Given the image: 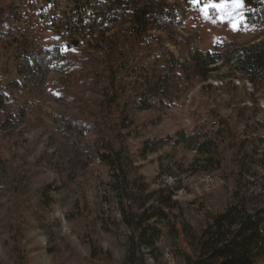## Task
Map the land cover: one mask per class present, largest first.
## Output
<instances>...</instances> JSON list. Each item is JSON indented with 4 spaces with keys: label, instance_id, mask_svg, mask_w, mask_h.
Segmentation results:
<instances>
[{
    "label": "rangeland",
    "instance_id": "374dc122",
    "mask_svg": "<svg viewBox=\"0 0 264 264\" xmlns=\"http://www.w3.org/2000/svg\"><path fill=\"white\" fill-rule=\"evenodd\" d=\"M76 6L92 11L96 22L115 18L105 37L119 34L111 58L90 57L87 41L95 38L90 34L66 49L63 29L68 17L75 19L71 10ZM134 7L151 11L165 25L151 33L162 39L166 52L157 41L147 50L125 36L118 11ZM0 8L9 16L0 52L18 48L37 65L27 66L30 93L14 91L24 109L9 106L0 115V264H124L126 229L120 226L110 192L109 170L99 159L111 148L127 149L151 191L170 189L178 204L169 212L170 226L159 224L160 254L149 264H185L193 256L186 225L201 233L214 215L233 205L245 202L250 211L263 208L264 83L253 87L227 60L230 53L263 42L264 25L246 21L233 31L217 22L215 11L205 20L190 0H0ZM245 12H250L246 4ZM104 28L96 25L92 30L98 35ZM120 49L129 55L128 63L138 52V61L147 68L167 58L185 66L186 76L175 73L170 80L176 95L170 109L139 113L130 99L124 121L117 113L109 114L105 81ZM206 53L214 54L216 64L192 65L194 55ZM130 79L128 94L135 86V78ZM228 80L239 88L246 85L248 94L220 95L212 89ZM258 107L263 113L258 114ZM215 114L228 121L233 139L212 168L195 161L203 131H213ZM181 133L195 144L141 157L144 143ZM47 186L57 191L42 193ZM95 247L102 251V260L93 257Z\"/></svg>",
    "mask_w": 264,
    "mask_h": 264
},
{
    "label": "trees",
    "instance_id": "16d2710c",
    "mask_svg": "<svg viewBox=\"0 0 264 264\" xmlns=\"http://www.w3.org/2000/svg\"><path fill=\"white\" fill-rule=\"evenodd\" d=\"M245 4L250 8V12L246 15L247 23L263 26L264 3L262 0H245ZM117 6L121 7L119 2ZM71 14L76 17L66 19L62 35L66 49L73 48L79 41L78 37L82 38L84 34H90L91 38L95 37L87 41L90 57L97 61L99 57L111 58L112 51L114 53L119 46V34L107 39L105 37L112 31L111 25L115 18L104 17L100 22H96L92 11L77 6L71 10ZM118 14V19L122 22L121 26H125L124 33L128 39L135 38L145 44L147 50L154 49L152 43L157 41L159 46L161 45L162 49L167 51L162 39H158L151 33L165 29V25L159 22L155 14L140 7L127 11L119 10ZM8 18V10L0 8V39L5 34L3 30ZM168 23L167 26L170 27L171 22L168 21ZM96 25L105 27L98 31V35L95 34L96 29L92 30ZM3 48L6 51L0 52V115H3L9 106L18 111L24 109V104L17 101L19 99L16 98L17 95H14V91L22 89L30 93L27 88L28 81H31L32 77L27 74V66L30 68L37 66L24 51L16 48L8 53V48ZM128 52H130L129 49ZM231 54L232 56L227 60L228 64L240 73L246 82L253 87L264 83V41L229 55ZM128 56L127 52L119 50L113 68L109 69V81H105L107 96L110 98L109 114L117 113L116 115L124 121V117L127 116L124 108L127 100L130 99H134L139 113L150 112L153 109L162 111L170 109L172 102L176 100L170 80L175 73L186 76L185 66L175 59L167 58L166 62L160 60V63L157 62L147 68L138 61V52L133 54L129 63ZM214 57V54L210 53L198 54L194 55L190 62L196 68H202L204 65L212 66L217 62ZM21 59H25L24 65L20 63ZM130 78H135V81L131 83L135 86L128 94L126 80H131ZM212 89L220 95L233 92L248 94L246 85L239 88L233 81ZM257 110L258 114L263 113L261 107ZM215 117L217 119L213 131H203L201 135L203 141L197 145L195 161V164L199 161L212 168L222 148L227 145V141L233 139V130L228 121L218 114H215ZM252 117L251 121L255 116ZM257 123L260 124L259 121ZM250 124L252 123L249 122ZM246 125L248 126V123ZM117 135L120 134L117 133ZM195 142L181 133L166 140L146 142L139 153L145 160L148 156L158 154L165 148L189 147ZM99 159L109 170L110 192L121 216L120 226L126 229L122 240L125 251L124 264H149V259L158 260L160 254L158 243L162 234L159 224L166 223L169 226L171 224L169 212L178 208V204L174 201V193L170 189L151 191L144 177L139 174L138 167L134 165L128 150L123 147L104 150ZM193 165L194 163L191 168ZM55 191L57 190L47 186L42 193ZM114 226L119 228L115 222ZM184 233L193 252V256L186 257L185 264H264V205L262 209L256 211H250L245 202L233 205L224 213L214 215L201 233H196L188 225L184 226ZM102 256H104L102 251L95 247L93 257L99 261L102 260Z\"/></svg>",
    "mask_w": 264,
    "mask_h": 264
},
{
    "label": "snow or ice",
    "instance_id": "6c2138e0",
    "mask_svg": "<svg viewBox=\"0 0 264 264\" xmlns=\"http://www.w3.org/2000/svg\"><path fill=\"white\" fill-rule=\"evenodd\" d=\"M190 2L200 8L205 20L209 19L212 11H215L217 22L228 24L233 31H238L246 24L245 0H190Z\"/></svg>",
    "mask_w": 264,
    "mask_h": 264
}]
</instances>
